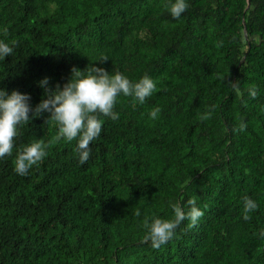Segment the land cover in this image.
<instances>
[{
  "label": "trees",
  "instance_id": "obj_1",
  "mask_svg": "<svg viewBox=\"0 0 264 264\" xmlns=\"http://www.w3.org/2000/svg\"><path fill=\"white\" fill-rule=\"evenodd\" d=\"M174 2L0 0V40L17 41L0 90L33 109L48 95L40 82L63 88L73 67L157 85L142 105L117 97L119 119L99 117L84 165L78 140L61 139L18 175L17 153L58 133L48 113L18 126L0 158V264H264V0H186L179 19ZM245 197L258 204L248 221ZM192 198L197 226L183 221L158 250L142 242L146 216L173 219L170 202L187 212Z\"/></svg>",
  "mask_w": 264,
  "mask_h": 264
},
{
  "label": "clouds",
  "instance_id": "obj_2",
  "mask_svg": "<svg viewBox=\"0 0 264 264\" xmlns=\"http://www.w3.org/2000/svg\"><path fill=\"white\" fill-rule=\"evenodd\" d=\"M188 7L186 0H175L169 7V13L173 19H179ZM3 33L7 36V27L3 29ZM16 45V40L11 41V46L0 40V60L10 56ZM108 59L107 56H104L100 62ZM230 84L236 94L241 95L238 84L231 81ZM40 86L45 88V93L48 95L34 109L29 104L30 95L22 94L16 90H13L9 95L4 90H0V158L12 155L14 139L18 135V126L27 124L30 119L48 113L49 116L46 120L55 121L58 127L57 135L48 143L37 140L24 146L17 153L14 170L21 176H26L33 166H38L47 156L46 150L61 139L67 142L78 140L75 152L79 155V163L84 165L90 157V143L102 132L103 120L99 117L119 119V114L114 111L117 97L121 94L125 97L131 96L142 105L157 91L156 83L147 75L133 83L120 72L110 75L103 67L94 65L88 66L84 72L73 67L72 76L63 85V88L57 85L54 91L50 90L47 87L48 78H44L40 82ZM248 91L253 99L256 98V88H250ZM214 108V105L211 106L210 110L200 119H209ZM160 111V108L153 109L149 114L150 118L155 119ZM246 127L247 125L241 122L234 131L244 132ZM187 205L190 207L185 212L179 203L170 202L174 212L173 219L146 216L142 226L147 232L142 242H150L151 247L158 250L174 237L176 228L183 221H189V228L197 226L204 216V212L196 206L195 198L189 199ZM257 208L256 201L245 197L243 219L250 220V213L256 211ZM135 215L140 216V212L137 210ZM261 235L264 236V232Z\"/></svg>",
  "mask_w": 264,
  "mask_h": 264
},
{
  "label": "water",
  "instance_id": "obj_3",
  "mask_svg": "<svg viewBox=\"0 0 264 264\" xmlns=\"http://www.w3.org/2000/svg\"><path fill=\"white\" fill-rule=\"evenodd\" d=\"M247 5H248V3H247Z\"/></svg>",
  "mask_w": 264,
  "mask_h": 264
}]
</instances>
